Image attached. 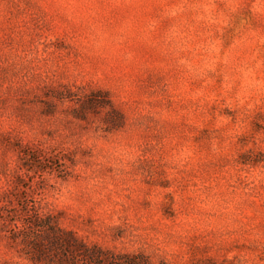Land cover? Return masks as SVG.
Wrapping results in <instances>:
<instances>
[{
	"label": "rangeland",
	"instance_id": "rangeland-1",
	"mask_svg": "<svg viewBox=\"0 0 264 264\" xmlns=\"http://www.w3.org/2000/svg\"><path fill=\"white\" fill-rule=\"evenodd\" d=\"M26 205L151 264H264V0H0V264H33Z\"/></svg>",
	"mask_w": 264,
	"mask_h": 264
},
{
	"label": "trees",
	"instance_id": "trees-1",
	"mask_svg": "<svg viewBox=\"0 0 264 264\" xmlns=\"http://www.w3.org/2000/svg\"><path fill=\"white\" fill-rule=\"evenodd\" d=\"M1 216L13 223L9 237L20 245V255L33 264H151L143 252L117 251L85 241L36 206L26 205L18 217Z\"/></svg>",
	"mask_w": 264,
	"mask_h": 264
}]
</instances>
